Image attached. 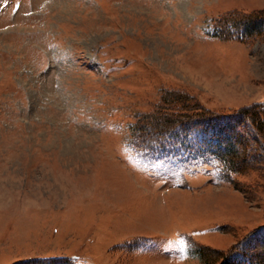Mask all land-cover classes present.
<instances>
[{
  "label": "rangeland",
  "instance_id": "rangeland-1",
  "mask_svg": "<svg viewBox=\"0 0 264 264\" xmlns=\"http://www.w3.org/2000/svg\"><path fill=\"white\" fill-rule=\"evenodd\" d=\"M255 15L264 0H0V264H264ZM198 116L233 119L219 150L239 165Z\"/></svg>",
  "mask_w": 264,
  "mask_h": 264
},
{
  "label": "trees",
  "instance_id": "trees-1",
  "mask_svg": "<svg viewBox=\"0 0 264 264\" xmlns=\"http://www.w3.org/2000/svg\"><path fill=\"white\" fill-rule=\"evenodd\" d=\"M228 19H230V18H228ZM238 20L239 19H237V21ZM244 21H245V23H244L243 26L246 29H248L249 31L255 32L256 30H259L260 27H262V24L264 23V18L263 17H257L255 15V16H251V17L245 19ZM235 27H236V25H235ZM244 33H245V31H244ZM242 115L245 116V117L249 116L250 119L253 120V122H255L259 126L261 131L264 130L263 129L264 122H263V119L261 118V113L260 112L253 111L252 109L251 110L249 109V110H246V111L242 112ZM204 117H210V116L193 117V118H195V120L192 121V125L193 126H195V125L197 126L199 124L202 125V129L201 130L203 131L204 141H206L205 137H204V134L205 135H209L210 137H212V138H210V140L211 139H217L218 140V142L215 143V144L214 143H210L209 145H211V146L209 148L212 151H215L216 155L219 156L221 159H223L222 161L228 160L229 163H232L235 166L239 165L241 162L239 160V156L235 152V149H233V143L232 142H229V143L226 144L228 148L226 150H224L223 152H221L219 150V148H221L223 146L221 144L222 143L221 142V138L223 137V135L226 134V131H228V130H231V129L234 130V128H233L234 127L233 119H230L232 121H227L225 123L226 125L222 126L224 123L221 124V122H220L221 120H219L218 118L210 117L208 120H203V119H207V118H204ZM204 124H205V126H204ZM190 130L192 132H194V130H196V128H191ZM185 132L188 133L187 131H185ZM189 148L190 147H187V149H189ZM40 261L41 260H37V262L33 263V264H41ZM240 263L241 262L233 263L230 260L226 262V264H240ZM223 264H225V262Z\"/></svg>",
  "mask_w": 264,
  "mask_h": 264
}]
</instances>
